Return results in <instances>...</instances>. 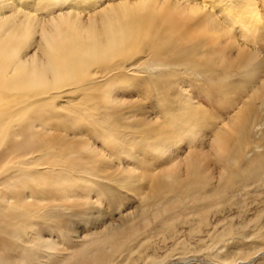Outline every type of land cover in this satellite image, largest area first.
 <instances>
[{"label": "bare ground", "instance_id": "6f19581e", "mask_svg": "<svg viewBox=\"0 0 264 264\" xmlns=\"http://www.w3.org/2000/svg\"><path fill=\"white\" fill-rule=\"evenodd\" d=\"M192 76L231 81L233 99L253 89L212 136ZM130 194L138 204L122 211ZM257 198L258 0H0V264L253 263L264 248L227 244L264 241V207L245 215ZM157 239L172 245L163 257Z\"/></svg>", "mask_w": 264, "mask_h": 264}, {"label": "rangeland", "instance_id": "374dc122", "mask_svg": "<svg viewBox=\"0 0 264 264\" xmlns=\"http://www.w3.org/2000/svg\"><path fill=\"white\" fill-rule=\"evenodd\" d=\"M258 2H259L260 11L262 13V16H264V1L263 0H258ZM260 76H262V73L260 74ZM187 84L189 86L186 85V87L188 88V92H190L193 100H195L196 103L201 105L202 108L206 109L209 112V114H210V117L208 119V123L210 125H213V129H207L206 130V133H209V136H212L213 132L215 130H217L219 127H221L223 124H224L223 126H225L227 123H229V121L231 120V117H233V114H235V112L239 111V109L245 105V102H247V100H248V95H250V93L253 91V89L251 90V88H250V90H247V88L245 87L244 88L245 90H243V88L238 86V89H236V93L234 94V97H236V98L233 99L232 98L233 94L230 96V92L232 93V91H231V89L228 88V86L231 88V85H232L231 81L230 82H226V83H221V85L225 88L224 89L222 87L219 88L218 86H221V85H217V84H215L214 86H213V84H212V86L211 85H207L202 80V78H200V77L199 78H197V77L195 78V77L192 76L190 78V80H187ZM143 86H145L144 91L147 92V95H150V96H148L149 98L145 99L144 101L146 102V104L148 106V109L150 111H152L151 115L152 116H156V114H155L156 112L153 110V108L151 107L150 104L152 103V101H155L153 96L157 95L156 91H158V90L157 89H153L150 86V84H145ZM174 87L175 88L179 87V85H177V83H176V85ZM175 88H174V90H175ZM226 88H227V90H226ZM161 90H163V89H161ZM176 90H177V88H176ZM167 92H168V90H167V87H166L165 88V94L166 95L168 94ZM169 93H172V92L169 90ZM119 95L121 96V97H119L121 100H129V101L133 100V99H131L132 96H130L129 94H119ZM161 96H162V94H161ZM133 98H135V97H133ZM259 102L260 101H258L257 104H260ZM155 110H157V109H155ZM250 122H252V123H250ZM245 125L249 126L250 128H252L255 131L257 130V128H256L257 127V121L256 120L254 122V121L248 119L246 121ZM244 128L246 129L247 127H244ZM98 145H100V143H98ZM130 196L132 197V199L130 200V202L128 201L125 205H123L122 211L133 210V209H135V206H137V204H138L137 200L138 199L136 198V196L134 194H130ZM262 200H263V198L255 199V204L256 205H253V207H255L252 210L253 212H251V211L248 212L247 211V213H245L247 218L254 217L255 214H256V211H259L260 208L264 207V202H262ZM258 205H260V206L258 207ZM102 207H103L102 209H104L105 211L107 210L106 211L107 213H111L112 209L111 208H107V205L104 204ZM240 208H241L240 205L233 206L232 210L229 211V212H230V214L238 216V214L241 213V212L239 213ZM254 210H256V211H254ZM250 214H251V216H250ZM237 220H239L242 223L244 221V219H241L239 217H237ZM183 228H184L183 230H185V233L187 232L186 233V236H187L186 238L189 241V243L193 246V248L195 250H199V247L197 245L198 244L197 243V239H196L197 237L190 236V238H188V235H189L188 229H189V227L183 226ZM243 239L242 238H236L235 242H233L234 240H231L230 241L231 243L227 244V248L228 249H232V250H236V249L240 250L241 249V251H243V252L248 251L249 253L250 252H261V251H263V248H264V245H263L264 241L263 240L255 239V238L254 239H248L247 238L245 240H243ZM156 241H157L156 245H158V247H159V244H163L162 242H160L161 239H157ZM261 246H263V247H261ZM171 247H172V245H170V244H166L165 246L161 245L158 248V250H157L158 251L157 255L161 256V257L165 256L166 255L165 252L168 251ZM198 252L199 251H197L196 253H198ZM193 257H195L197 261H195L196 263L193 262L192 264H208L209 263V262H207L208 260L205 258V256H203V254H200V255L197 254L196 256H193ZM259 262H261V263H259ZM247 264H264V253L263 254L260 253L258 261H255L253 263L252 262L251 263H247Z\"/></svg>", "mask_w": 264, "mask_h": 264}]
</instances>
